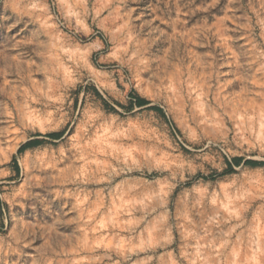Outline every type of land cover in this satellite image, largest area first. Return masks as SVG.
<instances>
[{
    "label": "rangeland",
    "instance_id": "obj_1",
    "mask_svg": "<svg viewBox=\"0 0 264 264\" xmlns=\"http://www.w3.org/2000/svg\"><path fill=\"white\" fill-rule=\"evenodd\" d=\"M0 264H264V0H0Z\"/></svg>",
    "mask_w": 264,
    "mask_h": 264
},
{
    "label": "trees",
    "instance_id": "obj_2",
    "mask_svg": "<svg viewBox=\"0 0 264 264\" xmlns=\"http://www.w3.org/2000/svg\"><path fill=\"white\" fill-rule=\"evenodd\" d=\"M106 105V104H105ZM147 105V102L145 101V100H143V99H141V98H139V97H135L134 98V106H136V107H143V106H146ZM132 107V105L130 106V108ZM154 111H156V112H159V113H162L161 112V110H159L158 108H152ZM52 137H58V136H53V135H51ZM34 143H37V142H34ZM33 144V142H30V143H28V144H26L25 146H23L20 150H19V152H22L26 147H29L30 145H32ZM240 159H233V162L235 163V164H239L240 163ZM249 164H253L254 165V163H251V162H248Z\"/></svg>",
    "mask_w": 264,
    "mask_h": 264
}]
</instances>
